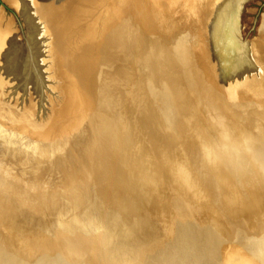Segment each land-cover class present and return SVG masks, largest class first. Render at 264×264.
<instances>
[{
	"label": "crops",
	"instance_id": "crops-1",
	"mask_svg": "<svg viewBox=\"0 0 264 264\" xmlns=\"http://www.w3.org/2000/svg\"><path fill=\"white\" fill-rule=\"evenodd\" d=\"M148 1L149 0H135V1L128 0L127 3L124 0H58L55 1L54 3H51L50 8H46V9L43 8L42 21H43L44 30L48 35L49 42L51 44L50 52L52 53H50V55H51V63H53L51 66V71L56 85L55 86L56 94L55 97L51 100V103L49 104L48 108L44 110H37L31 104L29 105V104H21L15 102V104L17 105V111L18 110L20 111V109L23 108V106H24L23 110L25 109V112L22 113L21 111L22 114L21 115L19 114L18 116L22 118L24 117V115L29 116L30 114H32V116L34 115L36 118L39 117L38 119L42 121L41 122L42 124L48 123L51 119V117L49 116L53 111L52 107L59 104L63 100V94L61 93L62 85H60L61 76L64 78L63 79L64 84L65 82L67 84L70 83L68 76L71 77V75L67 72V67H69V70L71 69L70 72H72L73 86L72 87L70 86L71 90L68 93L67 104L65 105L63 110L64 111L66 110L65 112L71 114V116L68 119V121H66L62 126L58 127V130L64 129L62 130L61 134L66 135L70 131L75 130L77 128L82 129L80 128L79 125L85 121L87 116L81 115L82 114L81 111L84 109V107L86 108L89 105V103L85 99V96H88L90 94V89L93 90L94 87L91 88L86 87V89L84 88L83 86L84 81L83 78L79 76V74L77 73L78 72L77 67L83 66L85 64L89 69V71L91 70V67H93L92 63L94 62V58H95L94 56L98 51L97 48L99 45L96 44V38L99 36V32L102 30V27L104 28L103 29L104 31L107 27L109 28L108 34H110L112 38L115 37L114 40L116 41L120 40L119 37L121 38V40H123L124 38L126 40L124 45V51L126 50L127 52V47H130V43H131L130 40L133 38L131 34H134V32L137 31L136 24L134 22L135 19L133 18V16L135 17V12H136L135 18L137 22H139V24L141 20L142 22L141 28L144 26L145 30L149 33L150 37H147V39L157 49L158 51L157 53L160 60L166 62L171 69H173V66H175L174 69L179 74L177 76L178 77L177 81L175 80L176 82L173 84V87L170 90V95L171 96L173 95L174 100L176 99V97L180 98L179 99L180 105L181 107L184 106L181 101H184V96L186 98V93H187L188 97H190V100L193 101V106L196 109V111H201V113H204V118L201 119L202 123L204 124L207 123V121L209 123L208 119H210L211 117H214L215 119L217 117L220 118V113L222 112V116L224 120L222 121V124L217 125L218 129L221 132L217 133V131H215V133H217L219 137L224 139L222 140L223 142L225 141L224 144H226V146L225 145L224 146L225 148L227 147L226 149L230 151V154L232 155L230 156L232 158L229 156L231 160L229 158L227 159L228 161H226L227 163L226 164L227 170H226V167L224 166L225 162L224 160L222 161L223 156L219 155L220 166L218 165L219 167L217 166V169L219 168L218 170L221 176L222 175L225 176L227 183L231 187L232 186L236 187V184L227 175L229 171H230L229 174L234 176L235 181L237 183H241L242 185V189H240L241 195H235L233 197V199L236 201L238 205V208L242 203L248 201L250 207H252L253 210H257L256 187H255V191L252 193V183L255 182L257 179V156L251 157L247 155L246 152H244L243 150L244 149V146L242 144L243 132L241 127L242 116H243L242 102L243 101L247 102L248 104H250L249 106L253 105V110H251L249 107L248 110L247 108L244 110V113L248 111V114L251 115L253 112H255V110L257 112L258 103H256L257 102L256 98L258 94L264 95V73L262 74V78L259 82H256L255 84L250 83L249 85L248 84L246 85V84H241L236 80L232 81L231 78L227 76V72H226V63H227L226 61L229 58V56L227 55L231 50L236 51L238 47V43H237L238 41L235 38V36H236V31L238 29L237 12L241 0H199L200 3H196V0H180L178 5L175 3V0H165L166 2H169L167 9L165 5H163V3L160 4V6H155L152 8ZM173 4L174 6L172 7V9L173 8L174 9L173 11L169 12V8ZM201 8L203 12H205L204 15L209 21L208 22L207 19L205 18L206 19L204 21L205 24H203L201 20V12H202ZM177 12L180 13L178 18L176 15ZM194 13L197 14V16L199 17V19L196 20L197 22L187 24L189 20L188 18L186 21L183 22L179 20V18H184L185 15L189 14L190 20L195 21ZM211 17L213 18V20ZM115 18H117L116 21ZM112 20L115 22L112 23L113 22ZM117 21L118 22L120 21L121 24L114 25ZM232 22L234 23V25L232 24ZM190 24L192 25V27L190 28L191 31V33L189 34L190 39L189 40L187 39L189 42V48H188L186 42L184 41L186 37H188L185 36L186 34L181 35L179 39H175V37L179 34L180 31L183 32V30L187 28V26ZM91 29L93 30L95 29V30L94 31L92 30L93 31L92 32ZM165 29L167 30L166 31L167 33L164 31ZM203 32H205L206 35L205 36L206 40L204 42L208 43L210 41V44L214 46L213 48L209 47L212 49V53H210L209 48L207 50L208 58H209L207 64L213 70L212 72L217 75V77L222 82V84H225L230 90L234 92V94H232V97L227 95L225 92L220 91L219 88L217 89L216 87L217 81L214 77V74H212L211 76L209 72L206 73V68H208V66L205 63H203L204 62L203 58H205L203 51H206L207 47L203 48L202 40L201 42L199 40V34H203ZM247 45L248 46L251 45L250 47H252L253 51L255 52L254 60L252 62L255 63L256 66L262 67V69L264 70L263 46L260 45L258 47L257 45L254 44L253 41L248 43ZM174 53H179L180 55H182L184 59L183 62L185 64L180 65L175 59V56L173 55ZM189 67H193L192 72L191 70H189L192 68ZM184 68H187V70H184ZM136 70L138 69L135 66V71ZM194 82L197 85L199 84V86L203 89L202 96H204L203 97L204 99L203 98L202 99L204 100V102L199 101V98H197L198 94L195 90ZM3 86L4 85L0 81L1 90ZM199 86L198 88H200ZM245 87L249 88L251 91H253V93L248 92V90ZM256 87H260L261 90ZM84 89L85 90L88 89V90L85 91ZM205 102H207L208 104V110L205 108L206 107ZM210 107L211 109H209ZM5 112L9 116H16V113L9 108L5 110ZM186 112L188 113L187 110ZM226 115H229L228 120L230 125L228 130V137H227V127H226L227 126ZM187 121L191 122V119L189 117L187 118L184 117L182 119V125H183L182 127L188 133L191 126L187 124ZM71 138L72 136L69 137V140ZM62 146L61 148L63 149L64 146L63 147ZM245 146L247 150L249 149L250 151V146L248 145V143ZM47 150L48 148L46 146H42L41 148H39V150L38 149L36 150V154L33 156V159L27 163L28 165H30L31 169L32 166H34L33 164H35L36 162L37 164L35 165H38L39 163L42 164L44 163L43 160L47 159L46 156V153L48 152ZM37 154L38 156L36 159L35 157ZM156 158L160 159L158 154ZM160 168L162 169V165H160ZM46 170L47 173L44 172L38 176L39 178L38 182L41 184L43 183L42 179H48L47 183H51V184L55 183V185L57 186L60 185L66 186L74 176H77L76 178L83 176L82 175L83 172L81 171L77 175L75 174L72 176H68L69 181H67L68 179L66 180L65 176L63 175L64 173L61 172V171H65V166L60 167V165L59 166L57 165L54 168L46 169ZM157 170L159 171V168ZM225 171L227 172V174L225 173ZM50 176L51 177L54 176V178H51V181L49 180ZM156 176L157 177L163 176V173L160 174L158 172L156 173ZM210 176L211 175H209V178ZM165 179L168 181H172L170 177ZM243 181L246 183L244 187H243ZM209 182L211 184H214V177H211L209 179ZM86 192L87 191H85V193ZM85 196H86L85 200L87 201L89 197L87 194H85ZM228 198L233 200L230 195L228 196ZM234 200L232 201L231 205L233 204V206H236ZM175 202L178 204L179 206L178 208L182 210L181 211L180 209H177L174 204V208L176 209L177 215L179 216H189L192 219L200 220L198 218L206 214L204 204H197L195 203V201L190 202L189 208L192 211V214H189L185 209L186 207L183 206L178 196ZM38 203L44 204L45 202L43 200H39ZM56 204L57 203L55 201L53 202V204L51 203L52 207L53 205L57 206ZM58 212L63 213L65 217L66 213L68 214V204H64L61 210H59ZM56 213L57 210L53 214L55 218H57ZM130 214L131 217L128 221V224H131L132 223L131 221H133L131 226L126 225L128 227L123 226L121 229H118L114 221L108 222L110 223L111 228L109 229L105 227L106 229L104 228V234L100 237L105 242L107 241L106 243H108L107 245H109L108 246L109 249L113 248L112 253L115 254L116 256L115 261L117 262V264H132V262H135V260L137 259L136 256H138L139 258L142 252L150 250L149 248L150 246L155 247L157 244L156 236L153 237L151 241H147L148 237L145 235L144 232H141L140 226L143 224V222L138 217L139 215L137 213H133V211H131ZM83 218L90 224L93 222H100L104 220L101 219L102 215L97 211H92L90 213H87L86 216L75 217L74 219H71L73 221L70 223H68L69 220L67 221L65 218H63L62 221H57V222H59V224L62 225L63 231L65 229L66 231L65 234L67 235L66 238L61 234H57L56 238L53 237L54 235L52 234V232H54V230L53 228H51L52 224L48 223V221L43 220V218L42 219L41 217L36 218V221H38L36 223L38 228L44 229L47 232L50 229V237L51 238L53 237L56 242L55 248H58L70 258L71 255L82 256L85 254L84 252H86V250L88 251L90 250L89 247L91 246V241H90V237H89L90 235L88 229L86 227L83 228L77 226V223H81V222L87 224L85 220H83ZM26 219L27 222L32 220L31 218L29 219L26 218ZM112 226H113V232H112ZM248 229L249 228L247 229L241 228V226L237 227L233 239L237 245L230 244L228 238L230 236L229 235L230 233L227 232V230L225 233L224 229L218 223L206 228H197L195 226L191 227L192 233L190 234V236H193L194 233V236L197 235L199 237L198 243L201 249H197V254L200 256H204V255L207 256L209 252V248L213 247L216 254L214 255L215 257L213 258V260H211L212 262L211 264H224V262L221 263V260L224 259V256L226 257V255L232 253L234 254L236 253V255H234L233 257V260L236 259L235 261L238 262L237 264H258V249H257L258 235L255 234L249 235L247 232ZM182 230L185 232V230L181 228L178 230L179 232L176 235V237H178V234L181 233L179 239L182 236L183 233ZM139 234H141V239L137 240V238H135L134 235L138 236ZM208 234L214 236L215 241H213V243L212 242H208V244L204 243L203 235H208ZM69 241H71L73 244L71 245L68 244ZM228 244L231 247L228 246ZM77 250H79L80 252ZM208 256L210 255L208 254ZM7 260L10 261L9 259ZM201 260L203 261L202 262L203 264L204 261H206V257L205 256L202 257ZM55 263L56 262H52L51 264H55Z\"/></svg>",
	"mask_w": 264,
	"mask_h": 264
},
{
	"label": "water",
	"instance_id": "water-1",
	"mask_svg": "<svg viewBox=\"0 0 264 264\" xmlns=\"http://www.w3.org/2000/svg\"><path fill=\"white\" fill-rule=\"evenodd\" d=\"M124 1L128 3V0ZM204 16H201L203 24H205L204 21L206 20V16ZM116 19L117 18H115V21ZM119 24L120 21H117L114 25ZM108 29L107 27L106 31H104L102 27L99 36L96 38V44L99 45L94 58V70L95 73H99L103 67H107L110 71L105 74L102 90L99 93L98 99L94 97V95L92 97L89 96L91 101L88 107H84L81 111V115L88 116V124L85 128H77L66 135L56 133L51 136V133H55L57 130L54 128L50 130V133L44 134L49 135V137L44 136V138L38 140L39 145L37 146L15 141L14 139L17 137L10 136L8 139L10 141L7 142L8 145L5 146V148L3 146L0 153V213L2 211L1 215L4 214L6 220L13 218L11 214L14 212L10 210V206H15L18 210H22L32 218V221L34 220V216L43 215L47 209L54 213L53 210H57V207L53 208L50 201L49 204L38 203L39 200L48 198L51 201H55V198H57L56 193L71 192L66 196L71 199L68 212L72 211V216L66 218L63 213L57 210V218L51 226L54 230V232H52L54 235L53 237L56 238L57 234H61L66 238L65 229L63 231L62 225L57 222L62 221L63 218L67 221L69 220L68 223H70L73 221L71 219L75 217L86 216L87 213L97 211L102 215L101 219L105 221L102 220L91 224L88 222L87 224L83 222L77 223L78 227H86L88 229L91 246L89 247V251L86 250V252H84V255H71V258L58 248H55L56 242L53 237H50V229L47 232L46 230L38 228L34 237L28 238V233L23 232L24 229L19 228L16 232L19 234L18 231L21 229L20 234L24 233L26 242H20L21 245L18 247L25 248L28 252L38 253V255L31 261L20 254H12L7 248V239L5 240V237L1 236L0 264H51L52 262H56L55 264H117L115 261L116 256L112 253L113 248L109 249V245L106 243L107 241L105 242L100 238L104 234L106 225L109 227L106 216L111 214L114 215V213L115 216L125 214L126 207L130 203V205H132L134 200L136 203L138 202V205H141V201H144L145 194L149 187L154 183L152 185V190L155 191L159 186L158 183L155 184L156 180L159 181V177L156 176V173H158L157 169L159 165L162 164H160V159L156 158L157 153L154 152L152 150L153 147H151L156 141L154 135L160 132L161 134H158L161 136V140L163 139V145L170 147L169 144L171 139L168 130L173 127L172 121L174 117L181 118L185 110H183V106L181 107L180 105V98L176 97V99L173 100V95H157L155 87L147 88L146 84L141 85L140 81L137 83L140 87L139 90H134V85L136 84L134 79L131 82L133 90H128L126 82L127 74L125 75L123 73L124 68H126L125 62H127V52L124 51L126 40L124 38L121 40L120 37V40H114L115 37L112 38V36L108 34ZM164 31L166 32L167 30L165 29ZM140 32L142 37H150L146 30L143 29ZM203 33L205 35V32ZM131 35L133 38L136 36L135 34ZM141 35L140 38L142 39ZM199 40L200 42L202 40L201 34H199ZM204 47H207V49L206 51L201 50L205 55L203 61L208 63L209 58L207 50L209 47L213 48L214 46H212L209 41L203 44V48ZM211 48H209L210 53H212ZM206 65L208 66V64ZM70 71L71 69L69 70V67H67V72L71 75V77L68 76L69 84L72 87V72ZM212 71L213 70L209 66L206 68V72H209L211 76L214 74L217 81L216 87L232 97L234 92L225 84H222L217 75ZM101 76L102 74L98 75V82L101 81ZM60 85H62V82H60ZM196 90L200 95L198 85L196 86ZM205 106L208 110L207 102H205ZM209 109H211V107ZM18 115L19 114L16 113V116L13 117H18ZM226 116L228 117L229 115ZM223 120L221 112L220 118L217 117L216 120L213 119V121L209 119L210 123H208V125L214 128L216 125L222 124ZM187 124L189 125L190 123L187 121ZM197 124L200 125V122ZM48 125L47 123L41 124V126L47 127ZM244 128L249 130L247 126ZM0 131V137L7 138L6 135L2 134L1 127ZM70 136H72V138L69 140ZM179 141H177L178 144H180ZM42 146L48 148V152L46 153L47 159L43 160V165L46 163L48 164L46 169H51L57 165L59 166L62 162L65 164L66 161H70L66 164L63 173L72 176L82 171L84 175L79 178L74 176L66 186H57L51 183L35 184L36 181L34 180V176H39L44 172L47 173V170H36V172L31 174L27 170L31 168L27 167L25 164L32 160L33 156L36 154V150H39ZM149 147L151 149H149ZM167 151H169L168 148L165 152ZM169 155H167V157H170ZM37 156L38 154L35 157L36 159ZM66 158L69 160H66ZM170 159L172 161H167L164 164L166 167H164L165 171L163 172H166L164 175L165 178L170 177L171 179L174 170H177L178 166H187L186 162L183 163V159L185 161L187 160L184 154ZM7 160L10 162L16 160L17 163H11L10 166V162ZM18 165L21 166L19 171L15 169ZM173 167L175 168L174 170H167ZM196 171L201 174L203 173L201 168ZM114 174L117 175L114 176ZM119 176L123 177V179H120ZM87 189L90 190V196L86 201L83 196L86 194L85 191ZM220 203L223 204V201L218 202L217 205L220 206ZM82 207H84L83 211L78 212ZM180 217L185 223H179L177 225L174 243L170 244L163 252L153 257H150L151 252L155 254L157 252V246L148 251H144L140 254L139 258L136 256L137 259L135 262H132V264H202L203 261L201 259L204 256L206 257V261H204L203 264H211V260H213L216 254L213 247L209 248L208 254L210 256H208V254L207 256L198 255L197 249H201L198 243L199 237L197 235L194 236V233L193 236H190V234L192 233L191 227L206 228L217 222L209 221L201 226H196L191 223L190 220L196 221L197 219H192L189 216ZM181 228L185 230V233L183 231L179 240L181 234H179L178 237H176V235ZM43 234L45 237H43ZM203 237L204 243L208 244V242L213 243V241H215L214 236L210 234L203 235ZM18 238L20 239V236ZM156 242L158 243V240H156ZM68 244L71 245L73 243L69 241ZM237 263L238 262L233 259L230 262V264Z\"/></svg>",
	"mask_w": 264,
	"mask_h": 264
},
{
	"label": "rangeland",
	"instance_id": "rangeland-1",
	"mask_svg": "<svg viewBox=\"0 0 264 264\" xmlns=\"http://www.w3.org/2000/svg\"><path fill=\"white\" fill-rule=\"evenodd\" d=\"M196 3H200L199 0H196ZM173 6L174 4L169 8V12L173 11L174 9V8L172 9ZM196 13H197V10H196ZM204 13L205 12H203L202 10L201 16H203ZM176 15L178 18L180 13L177 12ZM189 16L190 15L187 14L184 16V18H179V20L181 22L186 21L187 18L190 20ZM194 17H195V21L188 20L187 24L197 22L196 20H198L199 17L195 13H194ZM34 20H36V14H34L33 11L29 9L25 0H0V30H3V31L5 30L4 31L6 34L5 40L7 43H9L8 49L7 50L5 49L4 51L3 57L5 58H3L4 62L1 67L5 68L8 66L7 68L9 69V71L12 72V69H14V66L17 63L14 61V59L17 56L21 55L20 60L28 59L26 60L27 67L29 65L28 69L32 68V70L34 69V71H36V68H37L38 71L40 70L39 67L41 65L39 64V59L36 60L35 54L38 48L41 49V46H39V44H41L42 39L40 37L39 38L37 37L38 22ZM237 24H238V29L236 31L235 38L238 41L237 42L238 47L236 49V52L234 51L235 52L234 56L231 55V58L235 59L236 64H238L239 61L244 57L243 49L245 48V46H247L248 43L253 41L254 44L257 45L258 47L262 45L264 48V0H241L239 4L238 12H237ZM191 27H192L191 24L188 25L187 28L183 30V32L180 31L179 34L175 37V39H179L181 35L186 34L185 36H188V37H186L184 41L186 42V45L188 48H189L188 40L190 39L189 34L191 33L190 31ZM10 33H11V36H10ZM201 39H202V44L206 43L204 42L206 40L204 33L201 34ZM36 45H38V47ZM5 47L7 48L6 45ZM18 52L20 53L19 55H18ZM15 54H16V57H14ZM25 54H26V57L23 59V56H25ZM173 55L175 56V59L177 60V62L181 60V55L179 53H174ZM205 64L207 63L205 62ZM174 67L175 66H173V69H171L168 64H167V67L161 66L160 75H162V73H165L164 76L168 75V70L165 69V68H168L171 75L174 78L175 77L178 78L177 76L179 74L174 69ZM184 70H186V68H184ZM48 71L50 73V69ZM102 71L104 74L102 75L103 77H105V74H106L105 72L110 71V69H108L107 67H103ZM141 71H142L141 74L139 73L138 75L139 76L138 81L141 82L140 84L141 85L146 84L147 88L155 87L156 91L159 90L160 87L151 81V77L149 76V74L145 75L143 72V69ZM164 76L163 75L161 76V80L164 79ZM134 77L137 78V76H134ZM62 78L63 77L61 76V82H62L61 93L63 94V100L59 104L53 107L52 109L53 111L51 110L52 112H51V115L49 116L51 117V119L47 123V124L50 123L48 127L41 126L42 121L36 118L34 115L32 116V114H30L29 116L24 115V117L22 118L19 116L13 117V116L7 115L5 110H7L8 108L11 109L13 112L18 113L20 115L23 112H25V109L23 110L24 107L21 109L18 107L20 111L19 110L17 111V105L15 104V101L14 100L11 101V98H9V95H7L6 87L8 88V84L6 86H3L2 90L0 89V127L2 128V134L6 135L7 137V138L0 137V153L2 151L3 146L5 148V146L8 145L7 142L10 141L8 140L10 136H14V137L16 136L17 138L14 139L15 141H21L22 143L27 144V145L32 144V146H37L39 145L38 140H41L42 138H44V136L49 137V135H44V134L50 133V130L54 128L57 129L55 133L54 132L51 133V136H53L52 134H56V133L61 134L62 130L64 129L58 130V127L61 125V123L63 125L66 121H68V119L71 116V114L65 112L66 110L65 111L63 110L65 105L67 104L68 93L70 92L71 87L66 82L64 84V80ZM261 78L262 77L260 76L258 79L255 77L252 80L248 79L246 82L248 85L250 83L255 84L256 82H259ZM46 85L47 83H45V87H49V85L48 86ZM136 85L137 83L134 85L135 86L134 89L139 90L140 89L139 84L137 85V87ZM97 86H98L97 90L99 91L97 92V95H99V93L102 90L103 81L101 80V82H99V85ZM127 86H129L128 87L129 91L133 90V88L131 87L132 86L131 84L130 85L127 84ZM53 91L56 92L55 86H54ZM47 94H48L47 92L44 94L45 97L47 96ZM263 104H259L258 109H260V106L263 107L264 106ZM31 105H33L34 108L37 110H44L47 108L45 106L46 103H44L43 107H41V105H38V104H35V105L31 104ZM186 110H193V109L192 107H189ZM259 112H261V110ZM197 118L201 121V119L204 118V113H201V111H197ZM190 119H192V117H190ZM210 120L213 121L212 118H210ZM196 122L197 121L189 122L190 123L189 125L191 126V128L189 129L188 133L186 132L185 138L182 139V141L184 142V145L182 146V152L187 160L185 161L183 159V163L186 162L187 166H180V167L178 166V169L175 170L172 174V178H171L172 181H168L163 176H159L158 178L159 181L156 180V183H155V184L157 183L159 184L158 188L155 191L152 190L153 189L152 185L154 184L153 183L147 190L144 201L143 200L141 201V205L139 208L140 213L138 217L143 222V224L140 226V230L141 232H144L145 235L148 237L147 241H151L152 238L155 236H156V239L158 240V243L156 244L157 252L155 254L154 252H151L150 257H153L154 255H157L160 252H163L170 244L174 243L177 225L179 223L180 224L185 223V221L179 215H177V212L174 208V200H176L177 196L181 195L185 199H188L190 201H195V203L197 204L205 205L206 214H204L201 218H199L200 220H196V221L190 220L191 223H193L196 226H199V225L201 226L204 223H207L209 221L217 222L224 229L225 233H226V230H228L231 233L230 236L228 237L230 244L231 243L236 244L233 239H234L235 231L238 226H241V228H246V229L249 228L247 230L249 235H253V234L258 235V243H257L258 264H264V249H263L264 247L263 246L264 245V226L263 227L260 226L261 223H264V202H263L264 201V187H261L260 183H258L257 185V197H256L257 210H253V208L250 207L248 201H246L247 203L246 202L242 203L239 206V208H238V205L233 206V204L231 205V207L229 205L227 206L222 203H220V206H217L215 205L214 202L211 201L210 197H207L203 192L201 194V192H199L200 190L204 192L206 190L204 189V187L202 189L203 184L201 182L203 181L204 178H206V175H203V173L205 174L206 170L214 169L210 167L211 164H215V167L219 165L220 163L219 149L223 147L224 142L222 141V138L218 136L217 133L213 132L211 127L208 125V121L207 123L204 124V126H202L203 128L198 126ZM248 145L250 146V151L249 149L247 150L246 146H244L243 150L244 152H246L247 155L251 157L257 156V178L259 177L260 179L261 170L264 169V157H262V153H264V149H259L261 148V143L258 141V139L256 140V139L251 138L250 140H248ZM201 152L203 154L202 157L200 156ZM199 158H202V159H199ZM255 161H256V158H255ZM11 163H17V161L15 160V161L10 162V166H11ZM47 166L48 164L46 163L44 165L42 164L37 169H27V170L29 171V173L32 174L36 172V170L46 169ZM199 168L203 170L202 174L196 171ZM15 169L19 171L21 169V166L18 165L17 168ZM174 169L175 168L173 167L172 170ZM179 174L180 175L182 174L181 177ZM184 176H186V178H184ZM173 177H175V179ZM195 184H196V187L194 188ZM203 186H205V184ZM189 187H192V188H189ZM70 193L71 192L56 193L57 198H55V202L57 203L56 204L57 210H61L64 204H68V210H69V207L71 205V199H69V197L66 195H69ZM225 195L232 196V191L228 190L225 193ZM254 201H255V198H254ZM9 208L10 210L14 212L13 214H11L13 217L12 219L6 220L5 215L4 214L1 215L2 211L0 213V222H1L0 223L1 224L0 225L1 227L0 228V238L1 236H4L5 240L7 239L6 245H7L8 250L12 254L17 253V254L22 255L24 258H28L31 261H33L38 255V253L28 252L25 250V248L18 247L19 245H21L20 242H23V243L26 242V238H25L26 236H24V233L20 234L21 229L18 231L19 234H17L16 230H18L19 228H22L24 229L23 232L28 233L27 235L28 238H32L34 237L38 229L37 223H36L38 221H36V217L37 218L41 217V219L43 218V220L48 221V223L50 224H53L56 219L52 215L54 213L51 212L49 209H47L43 215H36V217L34 216L33 221L30 220L29 222H27V219H26L27 216L22 210H18L15 206H10ZM83 208L84 207L79 209L78 212L83 211ZM257 214L259 216V219L256 218ZM143 215H145V217ZM65 216L66 218H70L72 216V211L68 212V214H66ZM83 220L85 219L83 218ZM258 220H261V221H258ZM85 222L87 223L86 220ZM131 222L133 223V221ZM131 224H128V226H131ZM89 226H92V225H89ZM2 227H3V230H2ZM19 236H20V239L18 238ZM43 237H45L44 234H43ZM134 237L137 238V240H140L141 234H139L138 236L134 235ZM234 255H236V253L235 254L232 253V255L228 254L226 255V257L224 256V259L221 260V263L224 262V264H230Z\"/></svg>",
	"mask_w": 264,
	"mask_h": 264
},
{
	"label": "bare ground",
	"instance_id": "bare-ground-1",
	"mask_svg": "<svg viewBox=\"0 0 264 264\" xmlns=\"http://www.w3.org/2000/svg\"><path fill=\"white\" fill-rule=\"evenodd\" d=\"M55 1H58V0H25V2L27 3L29 9L31 11H33L34 14H36V20L34 21H37L36 24H37V37L41 38L42 41H41V44H39V46H41V49L38 48L36 54H35V58L36 60L39 59V64L41 65L39 68L40 70L38 71L37 68H36V71H34V69L32 70V68L28 69L27 65H26V60L28 59H24L26 57V54L25 56H23V59L24 60H20L21 59V55H19L20 53L18 52V55L16 57V54L14 57H16L14 59L16 63V65L14 66V69H12V72L9 71V69L7 67H1L3 65V55H4V51L5 49L7 50L8 47H9V43L6 42L5 40V37H6V34H5V30H0V81L2 82V84L4 86H6L8 84V88L6 87V90H7V94L9 95V98H11V101H15L16 103H21V104H38V105H41V107H43L44 103H46V107L48 108L49 104L51 103V100L55 97V94L56 92H54V86L55 85V81L53 79V75H52V71H51V66L53 63H51V55L50 53V42H49V37L48 35L46 34L45 30H44V26H43V21H42V13H43V8H50L51 6V3H54ZM135 1V0H134ZM150 6L153 8L155 6H160V4L163 3V5H165L166 9L168 7V3L169 2H166L165 0H149L148 1ZM180 2V0H175V3L178 4ZM208 8V7H207ZM151 14V13H150ZM97 15V14H96ZM25 16V15H24ZM91 16V15H90ZM118 17V16H116ZM152 17V15H151ZM213 17V16H212ZM211 17V18H212ZM94 18V17H93ZM122 18V17H120ZM125 18V17H124ZM133 18L135 19V24H136V28H137V31L134 32V34L136 35L134 38H132L130 40V47H127V62H125V67L124 68V74L126 75L127 74V84H131V82L133 81L134 79V82L136 81V83H138V75L140 72H142L141 70L143 69V72L144 74H149V76L151 77V81L153 83H155L156 85H158L160 87L159 90H157V95H162V96H168L170 95V90L171 88L173 87V84L177 81V78L173 77L169 71L168 68H165L168 70V75H165V73H162V75L164 76V79L161 80V76L160 75V67L161 66H165L167 67V65L162 61L160 60L159 56H158V51L157 49L154 47V45L147 39V37H142L141 35V30H145L144 26L141 28V25H142V22L140 20V24L139 22H137L136 18L133 16ZM214 18V17H213ZM212 18V20H213ZM119 19V18H118ZM133 19V20H134ZM207 19V18H206ZM30 20V19H29ZM28 20V21H29ZM94 20V19H93ZM117 20V19H116ZM124 20V19H123ZM27 21V20H26ZM92 21V20H91ZM107 21V20H106ZM113 21V20H112ZM96 22V21H95ZM131 22V21H130ZM106 23V22H105ZM95 24V23H94ZM108 24V23H107ZM121 24V23H120ZM232 24L234 25V23L232 22ZM29 25V23H28ZM213 25V24H212ZM89 26V25H88ZM95 26V25H94ZM99 26V25H98ZM114 26V25H113ZM105 27V26H104ZM125 27V26H124ZM30 28V27H29ZM2 29V28H1ZM104 29V28H103ZM93 29H91L92 31ZM95 30V29H94ZM93 30V31H94ZM90 31V32H91ZM92 31V32H93ZM106 31V29H105ZM111 32V31H110ZM116 32V31H115ZM12 33V32H11ZM11 33H10V36H11ZM31 33V32H30ZM42 33V34H41ZM234 33V32H233ZM93 34V33H92ZM140 35L142 37V39L140 38ZM219 35V34H218ZM33 36V35H32ZM31 36V37H32ZM93 36V35H92ZM91 37V35H90ZM137 37V38H136ZM45 39V41H44ZM51 40V39H50ZM16 41V40H15ZM216 41V40H215ZM235 42V41H234ZM237 42V41H236ZM11 43V42H10ZM15 44V42H14ZM232 44V43H231ZM5 45L7 46V48L5 47ZM47 45V47H46ZM237 45V44H236ZM38 47V45H36ZM235 46V45H234ZM251 46V45H250ZM250 46H246L243 51H244V57L239 61L238 64L235 63V59L234 58H231V55L234 56L235 52L233 50H231L227 56H229V58L227 59V63H226V72H227V76H229L231 78V80H236L238 82H240L241 84H246L247 85V80H252L253 78H259L262 77V74L264 73L262 67L260 66H256L255 63H253L252 61L254 60V54L255 52L253 51L252 47ZM14 47V46H13ZM12 47V48H13ZM23 47V46H22ZM30 47V45H29ZM241 48V47H240ZM31 49V48H30ZM226 49V48H225ZM40 50V51H39ZM88 50V49H87ZM94 50V49H93ZM32 51V50H31ZM126 51V50H125ZM228 51V50H227ZM35 52V51H34ZM7 53V52H6ZM5 53V54H6ZM42 53V55H41ZM96 53V52H95ZM33 54V53H32ZM89 54V53H88ZM224 54V53H223ZM24 55V54H23ZM13 57V58H14ZM95 57V56H94ZM226 57V56H224ZM238 57V56H237ZM7 58V57H6ZM8 59V58H7ZM77 59V58H76ZM20 60V61H19ZM35 61V60H34ZM184 59H183V56L181 55V60L178 61V63L180 65H183L185 64L184 62ZM238 62V61H237ZM36 63V62H35ZM263 64V63H262ZM9 65V64H8ZM93 67H91V72L89 71V69L87 68V66L84 64L83 66H80V67H77V73L79 74V76H81L83 78V81H84V88L86 89V87H94V89H90V94L88 96H85V99L87 100V102L89 103L91 100H90V97H92L94 95V97L98 98L99 95H97V92H99L97 89V85H99V82H98V75H101L103 74V71L101 70L99 73H95V61L92 63ZM264 65V64H263ZM5 66V65H4ZM31 66V65H30ZM34 66V65H33ZM135 66L137 67L138 70L135 71ZM37 67V66H36ZM215 67V66H214ZM10 68V67H9ZM38 68V69H39ZM189 68H192V69H189L191 70V72L193 71V67H189ZM50 69V73H49V70ZM103 69V68H102ZM122 69V68H121ZM187 70V68H186ZM106 73V72H105ZM207 73V72H206ZM43 74V75H42ZM141 74V73H140ZM104 75V74H103ZM102 75V77H103ZM138 76L137 78L134 77V76ZM222 76V75H221ZM209 77V76H208ZM126 78V77H125ZM207 78V77H206ZM211 78V77H210ZM246 78V79H245ZM104 79V77H103ZM103 79L101 78V80L103 81ZM125 80V79H124ZM140 80V79H139ZM176 80V81H175ZM207 80V79H206ZM210 80V79H209ZM223 81V80H222ZM101 82V81H100ZM226 82V81H225ZM45 83H47L46 86L49 85V87H45ZM236 83V82H235ZM234 83V84H235ZM52 84V85H51ZM54 84V86H53ZM152 84V83H151ZM194 85H195V90H196V86L197 84L194 82ZM199 86V84H198ZM209 86V85H208ZM240 86V85H239ZM252 86V85H251ZM101 87V86H100ZM129 87V86H127ZM200 87V86H199ZM79 88V87H78ZM81 88V87H80ZM211 88V87H209ZM248 92H251L253 93V91H251L249 88L245 87ZM256 88H259L260 87H256ZM47 89V91H46ZM83 89V87H82ZM84 89V90H85ZM199 89V93L200 95L198 94L197 95V98H199V101H202L203 102V97L202 96L203 94V89L200 87L198 88ZM218 89V88H217ZM88 90V89H87ZM85 90V91H87ZM135 90V89H134ZM261 90V89H260ZM45 91V92H44ZM217 91V90H216ZM263 91V90H262ZM48 93L47 96L45 97V93ZM54 92V93H53ZM197 92V90H196ZM244 92V90H243ZM88 93V92H86ZM192 95V93H191ZM90 96V97H89ZM190 96V95H189ZM250 96V95H249ZM253 96V95H252ZM172 99L174 100V98L172 97ZM257 102L258 105L259 104H263L264 103V95H259L257 96ZM140 101V100H139ZM59 102V101H58ZM183 103V110L185 109H188L189 107H192L193 110H187L188 113L186 112V110L184 111V113L182 114V117L181 118H177V117H174L173 121H172V129L168 130V133H170V147H167V145H163V139L161 140V136L158 134L160 132H157L154 137L156 139L155 143L151 146L153 147L152 150L154 152H156L159 157H160V162L162 164V169L160 168V165H159V173H163V177H165L164 175L166 174V172H163L165 171L164 170V167H166L164 164L167 162V161H172L170 158H175L176 156H181L183 154L182 152V146L184 145V142L181 140V139H184L185 138V134L187 131L184 130V128L182 127V119L184 117H192L191 121H197L196 123L200 122V125L198 124V126H200L202 128V125L204 126V123H202V121H200L198 118H197V111L196 109L194 108L193 106V101L190 100V97H188L187 93H186V98L184 97V101H181ZM255 104V103H254ZM54 105V104H53ZM139 105V104H138ZM245 105H248V106H245ZM250 104H248L247 102L243 101L242 102V106H243V116H242V124H241V127H242V144L243 146H245L247 143H248V140H250L251 138L252 139H258V141L261 143V148L259 149H264V110H262L264 108V106H260V109H257V112L255 110V112H253L251 115L248 114V111L246 113H244V110L247 108V110L250 109L253 110V105L252 106H249ZM264 105V104H263ZM52 106V104H51ZM140 106V105H139ZM24 107V106H23ZM53 108V107H52ZM261 110V112H259ZM190 111V112H189ZM193 113V114H191ZM251 116V117H249ZM256 117V118H255ZM39 118V117H38ZM212 119L216 120L214 117H211ZM228 118V117H227ZM209 120V119H208ZM88 124V116L87 118L85 119V121L83 123H81L79 126L80 128H85V126ZM226 127H227V137H228V130H229V120L227 119V122H226ZM196 126V125H195ZM236 126H237V123H236ZM247 126L249 127V130L248 129H245L244 127ZM221 128V127H220ZM237 128V127H236ZM223 129V128H222ZM213 132L217 131L218 132H221L219 129H218V126L216 125L214 128H212ZM224 130V129H223ZM231 131V129H230ZM233 131V130H232ZM224 132V131H222ZM234 132V131H233ZM226 133V131H225ZM231 133V132H230ZM161 134V133H160ZM177 135H178V138H177ZM220 135V134H219ZM224 135V134H223ZM237 136V135H236ZM255 137V138H254ZM231 139V138H230ZM180 140V141H179ZM224 140V139H222ZM238 140V139H237ZM180 144H178V142ZM182 141V142H181ZM241 141V139H240ZM172 142V144H171ZM225 142V141H224ZM166 143V142H164ZM183 143V144H182ZM241 143V142H240ZM226 144H223V147L219 149V155L220 156H223L222 157V161L224 160V166L226 167V170H227V163L226 161H228L227 159L229 158V156L231 155L230 154V151L227 150L225 148ZM217 147V146H216ZM169 149V151L165 152L166 149ZM219 148V147H218ZM46 149V148H45ZM149 149H151L149 147ZM43 150V149H42ZM48 151V150H47ZM39 154V153H38ZM170 154V155H169ZM83 155V154H82ZM167 155H169L170 157H167ZM201 156H203L202 152L200 153ZM232 156V155H231ZM230 156V157H231ZM262 157H264V153H262ZM232 158V157H231ZM231 158H229L231 160ZM235 158V157H234ZM33 159V158H32ZM68 158H66L67 160ZM215 159V157H214ZM36 160V159H35ZM68 162L66 161L65 164H63V162L60 164V167H66V164ZM37 164V162L35 163ZM33 164L34 166H32V169L33 168H39L42 163H39L38 165H35ZM27 167H30V165L28 164H25ZM62 165V166H61ZM220 166V165H219ZM218 166V167H219ZM230 166V165H229ZM233 166V165H232ZM211 168H214V169H209V170H206L205 171V174L203 175H206V178L203 179V181L201 182L203 185L205 184V186L202 185V189L204 187L205 192L200 190L199 192H202L207 196V197H210L211 201L215 203V205L218 204V202L220 201H223L224 204L226 205H231L232 201L234 200L233 197L235 195H241V191L240 189H242V185L241 183H237L235 181V178L233 175H230V171L229 173L227 174V172L225 171V173L229 176V178L234 181V183L236 184V187L234 186H230L226 179H225V176H221L220 172H219V168L217 169V166L215 167V164H211L210 165ZM139 169V168H138ZM172 171V168H169L167 170H170ZM231 169V168H230ZM170 171V172H171ZM175 171V170H174ZM62 173L64 171H61ZM184 172V171H183ZM168 173V172H167ZM179 173V172H177ZM66 178L67 181H69V177L68 175H65L63 174ZM82 175H84L82 173ZM117 174H114V176H116ZM119 175V174H118ZM180 175V174H179ZM182 175V174H181ZM180 175V177H181ZM185 175V174H184ZM209 175L210 178L211 177H214V184H211L209 182ZM34 180L36 181L35 184H38L39 182V178L38 176H34ZM152 177H155V176H152ZM177 177V176H176ZM183 177V176H182ZM51 178H54V176H50V181H51ZM119 178L121 179L122 177L119 176ZM175 179V177H173ZM184 178H186V176H184ZM123 179V178H122ZM125 179V178H124ZM43 180V183H47L48 179H42ZM178 180V179H177ZM201 180V179H200ZM260 181V182H259ZM70 182V181H69ZM176 182V181H175ZM206 182V183H205ZM177 183V182H176ZM187 183V182H186ZM190 183V182H189ZM255 185H254V184ZM252 183V193L255 191V187L257 188V185L258 183L261 184V187H264V169L261 170V173H260V179L259 177L256 179L255 182ZM34 184V183H32ZM48 184V183H47ZM55 184V183H53ZM188 184V183H187ZM193 184V183H192ZM246 183L243 181V187ZM185 185V184H184ZM190 186V185H189ZM193 187V186H192ZM192 187H189V188H192ZM196 187V184L194 185V188ZM90 189V188H89ZM87 189L86 191V194L88 195V197L90 196V190ZM198 189V187H197ZM251 189V188H250ZM184 190V189H182ZM232 191V199L231 200L230 198H228L227 195H225V193L227 191ZM229 193V192H228ZM203 194V195H204ZM204 195V196H205ZM84 199H85V195L83 196ZM179 199L181 200L182 204L184 207H186L185 209L187 210V212L189 214H192V211L190 210L189 206H190V202H193V201H190V200H185L181 197V195L178 196ZM202 197V196H201ZM68 198V197H67ZM43 201L46 203V204H49V201L53 204L54 201H51L49 200L48 198L46 199H43ZM190 201V202H189ZM263 201V200H262ZM235 204L237 205L236 201L234 200ZM264 202V201H263ZM131 204V203H130ZM129 204V205H130ZM174 204L176 206L177 209H180L178 208V204L175 202L174 200ZM128 205V206H129ZM261 205V204H260ZM126 207L125 209V214H122V215H117L115 216V213L114 215H107L106 218H107V222H112L114 221V223L116 224L117 228L118 229H121L123 226H126L128 225V221L131 217V214L130 212L133 211V213H139V207H140V204L138 205V202L136 203V201L134 200L133 201V204L130 205L129 207ZM56 206L53 205V208H55ZM260 208V207H259ZM147 209V208H146ZM145 210V209H143ZM176 210V209H175ZM181 210V209H180ZM217 210V209H216ZM54 212L56 211L55 209L53 210ZM182 211V210H181ZM122 213V211H121ZM146 213V212H145ZM185 213V212H184ZM26 214V213H25ZM130 214V215H129ZM186 214V213H185ZM53 215V214H52ZM139 215V214H138ZM26 216H28L26 214ZM145 217V215H143ZM148 216V215H147ZM36 217V216H35ZM136 217V216H135ZM27 218H31L30 216H28ZM37 218V217H36ZM257 219H259V216L257 214ZM32 219V218H31ZM2 220V219H1ZM105 221V220H104ZM258 221H261V220H258ZM15 222V221H14ZM16 223V222H15ZM260 224V223H259ZM14 226V225H13ZM261 227L264 226V223H261L260 224ZM128 227V226H126ZM1 228V227H0ZM106 228H111L110 226V223H109V227L106 225ZM234 228V227H233ZM193 229V228H192ZM232 229V228H230ZM229 229V230H230ZM2 230H3V227H2ZM154 230V229H153ZM222 230V229H220ZM6 231V230H5ZM181 231V230H180ZM183 231V230H182ZM207 231V230H206ZM179 232V231H178ZM227 232H229L227 230ZM185 233V232H184ZM230 233V232H229ZM181 234V233H180ZM231 234V233H230ZM229 234V235H230ZM179 235V234H178ZM180 240V239H179ZM201 242V240H200ZM125 244V243H124ZM232 244V243H231ZM121 245V244H120ZM123 246V245H122ZM228 246H230L228 244ZM264 246V245H263ZM154 246H150L149 248L152 249ZM231 247V246H230ZM233 248V247H232ZM264 249V247H263ZM79 251V250H77ZM134 253V252H133ZM232 255V254H231ZM71 258V257H70ZM237 258V257H236ZM236 260V259H235ZM220 263V262H219Z\"/></svg>",
	"mask_w": 264,
	"mask_h": 264
}]
</instances>
